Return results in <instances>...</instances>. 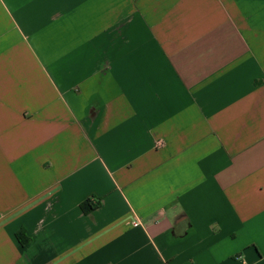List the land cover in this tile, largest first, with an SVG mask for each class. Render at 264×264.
Instances as JSON below:
<instances>
[{
    "label": "crops",
    "instance_id": "crops-1",
    "mask_svg": "<svg viewBox=\"0 0 264 264\" xmlns=\"http://www.w3.org/2000/svg\"><path fill=\"white\" fill-rule=\"evenodd\" d=\"M0 264H264V0H0Z\"/></svg>",
    "mask_w": 264,
    "mask_h": 264
},
{
    "label": "trees",
    "instance_id": "trees-1",
    "mask_svg": "<svg viewBox=\"0 0 264 264\" xmlns=\"http://www.w3.org/2000/svg\"><path fill=\"white\" fill-rule=\"evenodd\" d=\"M99 206H100V202L93 205L90 201H86L82 204V210L84 211V213H90L93 210H95L96 208H98ZM17 238L20 241V243L22 244V246H25L30 242V239L25 237V235L23 233H19L17 235Z\"/></svg>",
    "mask_w": 264,
    "mask_h": 264
},
{
    "label": "built area",
    "instance_id": "built-area-1",
    "mask_svg": "<svg viewBox=\"0 0 264 264\" xmlns=\"http://www.w3.org/2000/svg\"><path fill=\"white\" fill-rule=\"evenodd\" d=\"M132 225H133V226H135V227H137V226H139V225H140V222H138V221H136V222H133V223H132Z\"/></svg>",
    "mask_w": 264,
    "mask_h": 264
}]
</instances>
